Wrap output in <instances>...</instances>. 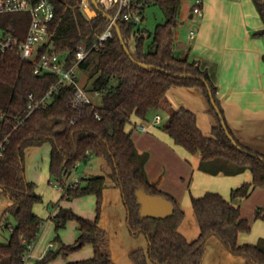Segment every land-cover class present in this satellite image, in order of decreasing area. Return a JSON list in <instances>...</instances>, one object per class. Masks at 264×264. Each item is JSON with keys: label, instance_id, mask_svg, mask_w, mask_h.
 <instances>
[{"label": "trees", "instance_id": "1", "mask_svg": "<svg viewBox=\"0 0 264 264\" xmlns=\"http://www.w3.org/2000/svg\"><path fill=\"white\" fill-rule=\"evenodd\" d=\"M51 1L54 5V17L49 22L51 40L43 50L65 57L67 65L71 66L77 47L82 43L90 47L110 21L97 10L88 17L82 9L84 0ZM87 1L92 4V0ZM182 1L140 0V23L116 20L123 42L113 26L112 37L80 63V71L88 74L90 88L100 95L101 105L73 106L71 99L76 86L62 84L47 105H40L31 112L30 95L36 100L45 97L58 83V76L35 74L33 63L18 53V45L25 40L29 30L30 13L0 16L2 35L11 34L18 42L15 48L0 51V197L7 196L11 201L2 217L11 215L15 220L14 225H6L11 233L8 243L0 244V264H22L23 255L41 231L43 219L34 212V204L42 201V197L36 192L35 182L26 177L25 155L27 149L47 143L50 145L49 174L54 181L63 183L80 162L90 157L102 159L108 171L84 177L77 188L63 192L62 199L94 195L96 215L88 218L71 208L59 206L52 217L57 233L54 241L58 242V247L48 250L34 264H48L60 254L69 256L84 244L92 245L93 256L65 264H115L108 233L100 225L103 193L110 186L121 190L131 235L144 234L148 241L147 251L137 249L130 253L134 264H202L207 241L212 236L218 237L234 256L244 258L250 264H264V239L261 244L238 240L241 233L251 232L252 224L242 216L240 206L234 202L249 197L255 188L264 187V161L257 157L264 158V155L245 146L234 135L211 69L199 59L176 55L174 28ZM254 2L264 18V0ZM150 4L159 6L166 15L165 22L157 24L153 32L142 26L145 8ZM105 12L114 15L113 10ZM136 62L154 67H144ZM173 87H194L199 91L212 121L210 135L202 132L193 110L184 106L172 107L168 92ZM161 108L169 112L162 129L190 154H199L202 169L213 174L220 171L237 174L247 169L252 173L250 182L231 190L230 200L214 191L192 197L194 217L200 229L193 240H188L179 231L186 216L181 204L148 179L144 169L146 158L138 152L131 133L126 130L133 116L145 120L149 112ZM222 121L245 152L235 147ZM138 189L168 199L174 205L173 215L165 219L142 217L136 196ZM261 218H264V208L258 207L254 219ZM72 220L77 223L79 236L74 244H67L59 231Z\"/></svg>", "mask_w": 264, "mask_h": 264}, {"label": "crops", "instance_id": "2", "mask_svg": "<svg viewBox=\"0 0 264 264\" xmlns=\"http://www.w3.org/2000/svg\"><path fill=\"white\" fill-rule=\"evenodd\" d=\"M189 17L198 18V28L196 31L192 29L189 31L187 42L179 41L175 34L176 55L180 58L189 56L199 59L211 69L226 120L234 135L242 144L264 155V33L259 34L264 31V18L254 0H204L202 15H192L190 11ZM1 36L2 34L0 38ZM81 74L85 73L80 71L79 83L91 91L93 99L99 96L100 102L95 103L96 106L101 105L100 95L92 91L90 85L82 84ZM168 99L175 109L184 106L193 110L202 132L210 135L212 121L196 88L173 87L168 92ZM153 112L156 116L151 120L149 116ZM160 114H164L167 122L169 112L161 108L149 112L145 120L133 116L126 130L131 133L138 152L146 158L144 169L148 179L159 189L173 195L181 204L186 216L179 231L188 240H193L198 236L200 229L194 217L192 197L214 191L230 200L231 190L244 182H250L252 173L247 169L237 174H227L223 171L213 174L202 169L200 155L190 154L162 129L164 124ZM141 125L147 129H140ZM102 168L108 171L106 165ZM77 170L79 169H76L70 178L89 176L87 172L78 173ZM257 192H261L263 196L264 187H257L249 197L234 201L240 206L242 216V203L248 204ZM257 203L261 201L258 200L254 205ZM10 204L9 200L8 205ZM260 205L258 207L264 208V204ZM58 207L54 206V203L48 206L51 211L48 220H52ZM71 208L74 211L80 209ZM94 211L90 209L87 214L89 216L84 217L94 218L91 217ZM34 212L37 214L35 210ZM255 224L261 228H258L260 231L257 232V237L261 235L263 237L260 238L264 239V218H261L252 224V233L239 235L240 243L256 244V239L253 238ZM100 225L108 233L110 251L115 264H134L130 259V253L137 249L147 251L146 236L138 237L140 240L146 239V244L142 242L141 245H137V238L129 233L127 211L119 188L110 186L104 190ZM49 245L35 252L34 243L31 250L32 258L27 262L34 264L48 251ZM206 248L202 264H250L246 259L231 254L216 236L209 238ZM91 256L93 255L90 250L82 256L84 258L78 260Z\"/></svg>", "mask_w": 264, "mask_h": 264}, {"label": "rangeland", "instance_id": "3", "mask_svg": "<svg viewBox=\"0 0 264 264\" xmlns=\"http://www.w3.org/2000/svg\"><path fill=\"white\" fill-rule=\"evenodd\" d=\"M193 2L191 0H183L180 5V11L179 15L176 21V25L174 28V32L177 35V38L179 41L187 42L189 31L192 29L194 31L198 28V18L191 19L189 17L190 11L192 8ZM144 21L142 23V26L146 28L149 32H153L156 25L165 22L166 15L164 11L157 5L150 4L147 5L144 12ZM2 34L0 30V35ZM82 84L83 85H90L89 76L87 73L81 74ZM95 102H100L99 96H95ZM162 117V123L165 124V116L164 114H160ZM156 114L153 112L149 116L151 120L155 118ZM49 152H50V145L44 144L42 146H36L31 147L27 149L26 155H25V173L28 180L35 182L36 184V192L41 195L42 201L36 202L34 204V210L37 212V214L43 218V225L41 228V231L39 233V236L35 242V252L41 251L42 248H45L47 245H49L51 242L54 244V248L56 249L58 247V242L54 241V238L56 236V230H55V223L53 220H48V217L50 215V210L48 209V206L52 203H54V206H57V203L59 206L62 207L67 206L65 208H71L73 207L75 212H78L79 214L83 216H89L87 215L90 212V209L95 210L94 214L91 217H95L96 215V198L94 195H87L83 197L73 198V199H62L63 192L58 190L55 185L50 182L52 178L49 174ZM100 165V168H99ZM105 165V162L102 159L98 158H88L84 162H80L78 165L79 170L78 173H85L87 172L89 176H97L106 174V169L102 168V166ZM75 177V176H73ZM260 191V190H259ZM261 192H257V194L254 195V197L249 201L248 204L242 203V212L243 216L248 218L251 222V224H254L257 220L254 219L255 214V208L258 206H261L260 204L264 201V195L260 194ZM112 196V195H111ZM258 200L261 201V203H256ZM58 201V202H57ZM9 199L7 196L0 197V244H6L9 241L10 238V229L6 226L8 223L11 225L15 224V220L11 215H7L2 217V213L4 209L8 206ZM61 203V204H60ZM256 206V207H255ZM264 206V205H263ZM72 209V208H71ZM102 209H103V203H102ZM83 212V213H82ZM102 212V210H101ZM258 223V222H257ZM260 226L255 224V231L253 230V238L256 239V243L261 244L262 239L258 236L257 232ZM261 229V228H260ZM129 230V229H128ZM264 230V229H263ZM130 233V231H129ZM252 233V232H251ZM59 235L61 239H64L68 244H74L75 238L78 237L79 232L77 229V223L76 221L72 220L67 223L65 228L61 229L59 231ZM131 235V233H130ZM141 238H144V234H140ZM139 235V236H140ZM252 235V234H251ZM132 236V235H131ZM136 240L137 245H141L142 242L146 244V239H138ZM92 251V255L94 254V250L91 244H84L82 247L72 251L69 256H65L63 254H60L58 257H56L54 260L49 262L48 264H63L68 260H78V258H84L85 254H87L89 251ZM152 263V262H151ZM25 264H31V262H26ZM150 264V262H149ZM153 264V263H152Z\"/></svg>", "mask_w": 264, "mask_h": 264}, {"label": "built area", "instance_id": "4", "mask_svg": "<svg viewBox=\"0 0 264 264\" xmlns=\"http://www.w3.org/2000/svg\"><path fill=\"white\" fill-rule=\"evenodd\" d=\"M99 6L104 8V11L113 10L112 16L115 20L121 18L126 21H134L140 23L142 20V10L138 6L140 0H97ZM193 2L191 13L192 15H202L204 0H191ZM82 9L88 17L94 15L95 8L89 1L82 2ZM14 12H29L31 22L28 33L23 42L18 45L19 55L34 65L35 74L53 73L58 76V83L53 85L47 95L42 99L36 100L30 95V112L40 106L47 105L52 94L62 84H74L76 90L72 96L71 103L75 107L82 105L96 106V103L91 95V91L79 83L78 77L80 73V63L84 61L89 53L93 50H98L102 47L113 35V23L110 21L107 28L99 35L98 39L89 47L85 43L80 44L75 52V62L71 66L66 63V58L60 56L54 51L43 50V46L50 42L51 32L49 31V22L54 17V5L51 0H39L33 2L31 0H0V16ZM17 40L11 35H2L0 38V51L15 48ZM97 118H100L96 114ZM159 118H157L158 120ZM140 129L146 130V126L141 125ZM2 146L0 145V152ZM55 187L61 192H66L69 189H75L82 184V178L72 177L67 178L63 183L51 180ZM33 245H30L27 252L23 255V263L25 264L32 258L31 250ZM53 248V244L48 246V250Z\"/></svg>", "mask_w": 264, "mask_h": 264}, {"label": "water", "instance_id": "5", "mask_svg": "<svg viewBox=\"0 0 264 264\" xmlns=\"http://www.w3.org/2000/svg\"><path fill=\"white\" fill-rule=\"evenodd\" d=\"M92 4L95 8V11H100L101 13L105 14L109 21L113 23V26L116 27L118 35L123 42V37L120 33V30L117 26V21L109 14H107L101 7L99 6V3L97 0H92ZM125 47L126 52L130 55V51L126 44H123ZM138 65L144 66V67H154L153 65L144 64L140 62H136ZM212 103L214 107L216 108L217 112H219L218 106L215 103V100L212 98ZM222 118V117H221ZM222 126L225 129V131L228 133L227 126L224 121H222ZM231 141L237 147L239 150L244 151L245 150L236 142V140L228 133ZM250 155H255L254 153H249ZM261 160L264 161V158L261 156H257ZM137 201L140 204V214L142 217H148L152 219H165L174 213V205L166 198L161 196H154L146 193L143 189H138L136 191Z\"/></svg>", "mask_w": 264, "mask_h": 264}]
</instances>
